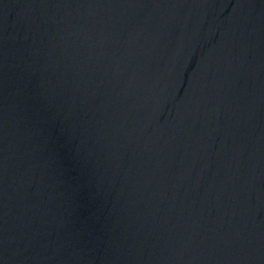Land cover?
Wrapping results in <instances>:
<instances>
[{"label":"water","instance_id":"water-1","mask_svg":"<svg viewBox=\"0 0 264 264\" xmlns=\"http://www.w3.org/2000/svg\"><path fill=\"white\" fill-rule=\"evenodd\" d=\"M0 264H264V0H0Z\"/></svg>","mask_w":264,"mask_h":264}]
</instances>
